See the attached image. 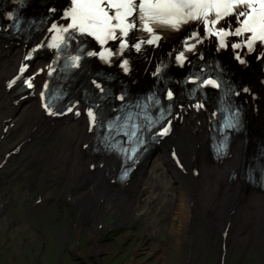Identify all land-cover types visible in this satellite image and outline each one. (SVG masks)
<instances>
[{
	"label": "bare ground",
	"instance_id": "obj_1",
	"mask_svg": "<svg viewBox=\"0 0 264 264\" xmlns=\"http://www.w3.org/2000/svg\"><path fill=\"white\" fill-rule=\"evenodd\" d=\"M48 1L40 0V3ZM35 2L37 0L27 1L23 9L25 15L29 16L35 11ZM21 53L22 46L17 47L15 42L7 39L1 41L0 128L4 120L15 116L19 123L25 125L24 132H27L18 142L41 136L42 143L27 151L14 166L7 165L3 173H8V177L5 179L0 176V184L5 189L8 179L15 175L17 176L13 179H17L19 175L21 177L23 165L37 167L44 174L45 178L39 179L40 192L43 194L41 205L30 208L26 219L32 221V218H36L38 223L49 222L54 214L58 215L57 210L63 196L68 195L75 199V212L77 209H86V216L79 217L75 229L78 233L89 234L95 239L92 247L97 254L104 251L99 247L98 240L102 235L98 229L103 227L92 231L90 229L94 224H101L100 220L104 216L109 217L115 213L114 226L117 229L150 218L148 231L151 245L159 235L165 239L168 236L174 239L173 252L163 244L155 253L159 264H175L174 258L181 261L182 255L183 264H208L212 255L214 264H247L253 256L258 264H264V193L239 179L230 180L231 173L240 170L258 145L263 148L261 164L264 165V115L257 122L255 133L253 131L254 116L264 114V87L260 83L259 72L254 71L248 84L253 92L259 93V100L253 104L248 98V104L243 105V110H246L244 117L247 134L233 144L231 157L223 162H215L209 150L207 123L204 121L201 126L192 128V121L186 117L183 124L188 130H182L184 136L177 142L181 156L188 160L186 166L182 162L187 174H179L173 168L175 164L170 156L169 159L157 157L151 161L152 156L147 152L143 167L145 172L132 183L129 182L130 187L127 186V191H123L109 186V180L105 177L106 173H111L110 168L107 169L110 158L105 159L106 165L103 168H100L103 162L100 160L95 172L86 170V163L92 159L83 150L82 143L92 136L87 135L85 122L45 119L40 107H37V98H29L14 105L16 98L12 91L2 89L5 79L19 65ZM146 62H151L150 58ZM95 68L94 63L90 62L89 70L93 71ZM84 78V75L79 77L78 83ZM8 103H11V107ZM15 107H21L19 115ZM50 121L55 125L49 130L45 125ZM1 134L0 129V136ZM49 136L52 137L50 141L45 140L43 143L44 137ZM167 144L169 140L164 143ZM5 146V141H0V155L8 149ZM11 159L14 157L7 164ZM69 166L70 169H67ZM194 171H198L195 177L192 175ZM28 177L30 183H36L38 178L37 174ZM53 186L55 189L52 195L46 196L47 189ZM106 198L108 202L104 204ZM52 200L54 202L50 203ZM163 212L165 215H162ZM2 215L5 216V213L0 207V216ZM228 224L230 231L224 240L222 234ZM163 230L167 232L163 233ZM78 248L80 244L74 249L79 252Z\"/></svg>",
	"mask_w": 264,
	"mask_h": 264
},
{
	"label": "snow or ice",
	"instance_id": "obj_2",
	"mask_svg": "<svg viewBox=\"0 0 264 264\" xmlns=\"http://www.w3.org/2000/svg\"><path fill=\"white\" fill-rule=\"evenodd\" d=\"M23 7L24 0H17ZM67 6L60 9L61 15L53 18L47 31L51 34L50 41L45 45L43 42L37 44L32 51L37 48L46 46L54 49V58L52 63L48 65V75L52 76L56 70L53 64H58L62 59L63 64L60 71L67 78L73 69L82 67L81 61L84 57H98L105 64L113 63V56H123L126 49L134 48L136 52H141L142 45L159 46L162 33L168 31H180L183 25L193 24L191 29L186 30V34L182 38L183 50H176L174 60L181 67L184 66L188 57L186 52L193 55H199V59H204L203 50L197 49L196 45L202 43L206 37H215L217 51L227 47L233 50L246 49L248 53L257 51L256 59H264V0H66ZM49 12H56L57 8L50 7ZM9 20L16 21V27L19 28L18 18H14L11 12L8 13ZM57 20H63L66 23H58ZM44 22V21H42ZM202 26V34L200 28ZM146 33V36L137 37L136 33ZM133 33L130 37L129 34ZM233 36L239 38L236 41H229L228 37ZM92 40L99 45V50L89 47ZM129 40L132 41L131 45ZM75 41L73 45L72 42ZM109 41H117L118 47L115 45L107 46ZM32 52H29L26 59L30 58ZM172 52H169V56ZM234 58L239 63H246L240 51H234ZM192 64L191 60H188ZM208 61L200 67L199 72L189 73L185 78L195 87L190 90V95H195L196 90L211 86L220 88L221 82L219 77L212 78L205 72ZM129 59L124 58L119 61V67L125 74L129 72ZM195 67V64H192ZM26 65H21L20 72L24 73ZM168 67L165 63L157 64L152 72L154 77L159 78L162 71ZM217 67L219 65L217 64ZM100 76L101 74H97ZM111 79V76L104 77ZM103 79V78H102ZM102 79L98 82L93 79L91 83L99 90V100H103L109 90L103 85ZM15 80L10 81L8 87L11 88ZM27 87L32 88L33 84L30 80H24ZM43 87L48 88L45 82ZM230 90V89H229ZM244 92L248 89L244 88ZM173 90H167V99L172 100ZM41 100L45 99V92H40ZM117 99L123 101L125 94H121ZM146 103L137 101L134 106L139 112L133 113L131 107L129 110L116 119H107V126L112 130L124 131L126 135L136 137L139 142L137 130L140 127L134 122V118L143 113L152 105H160V98L155 93H150L144 98ZM196 108L204 107L202 103L193 105ZM45 109L51 115H56L52 111L50 104H44ZM171 105H168L170 108ZM94 108L96 109L94 111ZM68 111H72L69 107ZM164 109H161L160 116L163 118ZM79 115V112L76 113ZM215 115V113H213ZM90 126L99 124L104 126L106 116L101 106L95 104L87 109ZM148 126H153L157 121L145 116ZM171 121L159 129L158 135H166ZM226 128L233 127L231 119L227 120L224 125ZM132 131L128 132L127 129ZM91 130V127H90ZM105 141L108 136H105ZM112 149L118 152H126L120 145L112 144ZM135 148L133 147V152ZM131 159V157H127ZM127 172L124 173V176ZM124 177L122 176L121 179Z\"/></svg>",
	"mask_w": 264,
	"mask_h": 264
},
{
	"label": "rangeland",
	"instance_id": "obj_3",
	"mask_svg": "<svg viewBox=\"0 0 264 264\" xmlns=\"http://www.w3.org/2000/svg\"><path fill=\"white\" fill-rule=\"evenodd\" d=\"M25 130L26 127L23 125L20 136ZM20 138L14 135L10 144ZM40 142L30 144L23 154ZM18 159H15L13 165L18 162ZM29 169L30 166L23 165L22 170L25 173L23 172L21 177L19 175L17 179L12 180L17 176L15 175L8 179L4 186L8 190L4 191L0 184V205L4 201L8 204L5 216H0V264H159L155 259V253L164 244L165 239L159 235L152 245L149 244L151 242L148 231L150 230L148 229L150 218L138 224L129 223L117 229L114 226L116 214L111 212L109 217L104 216L100 220L102 223L99 224L103 225V229H98L100 228L98 224H94L95 226L90 229L91 231L98 229L102 233L98 237L99 247L104 250L101 254H97L92 247L95 244L93 237L86 233H78L75 229L82 213L79 209L75 212L76 208L68 204L67 196L62 198L61 203L59 202L58 215L54 214L49 222L38 223L36 218H32V221L29 218L26 219L28 211L36 208L35 202L38 195H42L39 179L44 175H41L37 167ZM67 169H70V166ZM1 174L2 171H0ZM32 174H37L36 183L29 182L28 176ZM54 189V186L47 189L46 194H52ZM162 215L165 213L163 212ZM168 239L170 243L166 246L173 252L174 239L170 236L167 237ZM77 244H80L79 252L74 249ZM236 254L239 256V253ZM183 259L182 255L181 261L177 257L173 261L175 264H183ZM208 264H214L213 255ZM247 264H258V262L253 256L249 258Z\"/></svg>",
	"mask_w": 264,
	"mask_h": 264
}]
</instances>
